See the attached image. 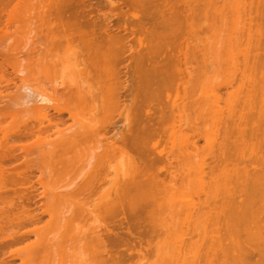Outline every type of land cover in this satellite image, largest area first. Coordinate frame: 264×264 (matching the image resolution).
I'll return each instance as SVG.
<instances>
[{"label":"bare ground","instance_id":"bare-ground-1","mask_svg":"<svg viewBox=\"0 0 264 264\" xmlns=\"http://www.w3.org/2000/svg\"><path fill=\"white\" fill-rule=\"evenodd\" d=\"M23 1L0 0V23L4 14L7 19L0 28V189L34 188L33 167L50 174L58 165L76 168L79 161L67 156L83 144H92L87 148L94 153L79 181L64 194H50L46 207L14 213L11 199L1 201L0 245L38 239L9 258L21 264H264V0H106L104 28L87 0H27L42 10L32 26L38 24L33 30L43 49L19 71L2 44ZM115 19L117 27L110 25ZM126 55L132 57L122 66ZM9 68L14 79L6 76ZM218 78L226 95L213 84ZM36 98L44 103L38 117L32 110L36 122L17 117L12 123L21 122L3 127ZM17 152L25 159L20 168ZM116 160L124 171L118 162L114 167ZM191 185L197 201L185 195ZM63 199L73 217L60 221L49 206ZM45 215L50 223L41 228ZM54 229L59 237L49 240ZM78 248L79 261L68 254Z\"/></svg>","mask_w":264,"mask_h":264},{"label":"rangeland","instance_id":"rangeland-1","mask_svg":"<svg viewBox=\"0 0 264 264\" xmlns=\"http://www.w3.org/2000/svg\"><path fill=\"white\" fill-rule=\"evenodd\" d=\"M24 1H26V2H28L27 0H24ZM24 1H23V4H21V6H20V9H19V11H18V17H17V19H16V23H17V25L15 26H12V25H10L8 28H9V30H10V34L8 35V36H6L5 37V39H4V41H3V46L7 49V51H8V55H9V60H10V62H11V64H13V65H15V68L16 69H18L19 71H24V70H27V68H28V65H29V68H30V63H31V60H36L37 58H38V56L40 57V55H41V51L40 52H38L39 51V47L40 48H42L43 49V47L42 46H40L39 44H42V40L41 39H38V35L37 34H35V31L33 30V28H34V26H37V28L35 29V30H37L38 29V24H36V25H34V26H32V23L35 21L36 22V18L38 17V15H40V13H41V9H39L36 5H34L33 3L36 1H34L33 3L32 2H28V4L25 2L24 3ZM30 1V0H29ZM115 2H118V1H116V0H114ZM89 3V7H90V9H91V6H94V8H95V10L97 11L94 15L92 14V17H95V20L97 21V23L99 24V28H104V27H102V25H103V23H104V17H103V15L105 14V13H107V14H110V6H107V7H105L104 6V4L106 3V0H87L86 1V3ZM87 3V4H88ZM98 3H101V7L99 8V7H97L98 6ZM92 4V5H91ZM92 10V9H91ZM95 12V11H94ZM97 18H99V19H97ZM94 19V18H93ZM38 20V19H37ZM7 22V19H6V14H4L3 15V17L1 18V23H0V28H4L5 29V23ZM102 24V25H101ZM119 22H118V20L117 19H115V20H113L112 22H111V24L110 25H112V26H114V27H117V26H119ZM104 26V25H103ZM197 28V27H196ZM199 30V29H198ZM200 31V30H199ZM12 32V33H11ZM38 31H36V33H37ZM123 32V31H122ZM199 34V33H198ZM37 35V36H36ZM200 36H201V34H200ZM131 37L132 36H130V38L129 39H131ZM202 37V36H201ZM133 38V41H132V39H131V41H130V43L133 45L134 43V41H135V43H136V37L134 36V37H132ZM136 39V40H135ZM135 45V44H134ZM137 45V44H136ZM135 48H136V46H134ZM34 48H36L37 49V51H35V52H32V50L34 49ZM137 49V48H136ZM126 54H128V55H133V53H126ZM63 55L64 56H66L65 54H63V52H62V54H61V58L63 59V58H66V57H63ZM128 55H126L125 57L127 58H124L125 60H124V62L122 63V66H123V64H127V63H129V60H130V58L132 57V56H130V58H129V56ZM128 58H129V60H128ZM67 60H69L68 62L70 63V61H71V59H69V58H66ZM124 65V66H125ZM28 68V69H29ZM14 73H13V71H12V69L11 68H9V69H7V74H6V76H7V78H9L10 77V79L11 78H13L14 79V75H13ZM12 75V76H11ZM23 77V76H22ZM221 77H223V76H221ZM224 78V77H223ZM219 79V78H218ZM218 79H215L214 81L215 82H217V81H220V79L218 80ZM224 80V79H223ZM17 83H20V82H18V80H15ZM213 81V84H214V86L216 87H222L221 89H220V92L222 91V92H225V93H221L222 95H226L228 92H229V89L227 88L226 89V86L225 87H223L222 85L220 86L219 84L220 83H218V85H217V83L215 84V82ZM220 82H222V81H220ZM225 82V81H224ZM21 84V83H20ZM19 84V85H20ZM36 84L38 85V82H36ZM36 84H35V86H36ZM222 84V83H221ZM236 83H234V85H235ZM223 85H225V84H223ZM11 86V88L12 89H14L15 87L13 86V85H10ZM33 86V85H32ZM39 86H41L40 84H39ZM39 86H37V88L39 89ZM212 87H213V85H212ZM8 89V90H6L8 93H11V95L12 94H14L15 93V91L13 92L12 91V89ZM34 88H36V87H34ZM203 88H200V91H202V93H204L203 92V90H202ZM227 90V91H223V90ZM0 90H1V88H0ZM3 90L5 91V86L3 87ZM14 90H16V89H14ZM208 90H210V88L208 89ZM207 90V91H208ZM232 90V88H230V91ZM3 91V94L5 95L6 93V91L4 92ZM17 91V90H16ZM199 91V93L200 94H198V97H199V95H200V98H201V95H202V93ZM206 91V92H207ZM0 92H2V91H0ZM7 93V94H8ZM22 93V92H21ZM18 93H16L15 95H17ZM10 95V96H11ZM13 96V95H12ZM15 97V96H14ZM10 98L6 101V103L8 104V103H10ZM5 103V104H6ZM43 107H44V103L41 101V98H36V100H34L31 104H30V107L28 106L26 109L29 111V113H28V111L27 110H25L24 109V111L26 112V114L24 113V115H20L19 113H18V115L15 117V119H11V118H8V119H5V120H3L2 121V125H3V127H5V126H7L8 124H10L11 123V125H13L14 123H15V121H13L14 123H12V120H16L17 119V117L18 118H22V121H25V120H28V118L30 119V120H28V121H32V123H34V122H36V118H33V116L35 117V115L38 117V115L36 114V113H38V111H40V112H42V109H43ZM25 108V107H24ZM18 109V108H17ZM22 110L23 109V107H19V109H18V111L19 110ZM20 110V111H21ZM32 110H33V116H32ZM19 111V112H20ZM31 111V112H30ZM23 113V112H22ZM35 113V114H34ZM31 115V116H30ZM20 119H18V122H21V120ZM20 120V121H19ZM17 121V120H16ZM18 122H16L17 124H18ZM15 123V124H16ZM69 124H71V122H69ZM30 141L31 140H29V143H30ZM13 142V141H12ZM28 142V141H27ZM31 142H33V141H31ZM21 143V142H20ZM26 142H25V140L21 143V144H25ZM19 144V143H18ZM88 145H92V144H89V143H87V146L85 145V144H83L82 145V147H80L79 148V150L77 149V151H76V149H74L75 151L73 152V150H71L72 151V153H71V151H69V156H67V158L69 157V159L70 158H72L73 160H74V162H72V164H76V161H79V163H77V166H76V168H74V169H71V168H68V170L66 169V167H64L63 165H58L57 166V168H56V170H57V172L56 173H48L46 170H44V169H40V168H38V167H33L34 168V172H33V176H32V178H33V181L35 182V185H34V188H32V187H30L29 185H25V186H22V187H16L15 185V187L17 188V189H15L14 188V186L12 185H6L7 186V188H5V187H2L1 189H0V193L2 194V193H4L5 192V195H7L6 197H3V198H1L0 197V205H1V203L2 202H5V201H10V199L13 201L12 203H13V206H14V208L16 207V209H14V213H17L18 212V210L23 206H29V207H32V208H37L38 209V207L37 206H39L40 204V206L41 207H46V204L48 203L49 204V200H47V198L50 196V194H53V193H59V194H64V192H66L70 187L69 186H72L75 182H78L79 181V177H80V173L82 172V170H83V168H84V166H85V164H87V161L89 160V158L90 157H92L91 156V154H93L94 153V151H93V153H91L92 151H91V146H89V148H87L88 147ZM202 147H204V141H200V143H199V148H202ZM89 150V151H88ZM47 152V151H46ZM18 154H20L19 155V157L21 158V159H19V157H18V159H17V161L15 160V165L17 164L18 166H16V167H18V168H20V165H23V164H21L22 163V161L24 162V160H23V156L24 155H22L21 153H19V152H17ZM60 153V152H59ZM57 154L59 157L61 156V154H64V153H62L61 152V154ZM71 153V154H70ZM91 153V154H90ZM17 154V155H18ZM41 154V153H40ZM38 154V158H36L35 156H33V154L32 155H30L29 156V158L30 157H35V158H33V159H35L36 161L37 160H40V158H41V156L42 155H44L45 156V154H44V152H43V154ZM16 155V156H17ZM36 155H37V152H36ZM203 155V152H201L200 153V155H199V158H201V156ZM39 156H40V158H39ZM58 156L56 157V159L58 158ZM63 156V155H62ZM46 157H49V156H47L46 155ZM43 158V157H42ZM41 158V159H42ZM63 158V160H65V159H67L66 158V154H65V158L64 157H62ZM62 158H60V159H62ZM198 158V159H199ZM59 159V160H60ZM14 161V160H13ZM35 162V161H34ZM118 162V164H119V167H120V169H122L124 166L123 165H121V166H123V167H121L120 166V164H121V162H119V161H114L112 164H114V167H116L117 166V163ZM20 163V164H19ZM36 163V162H35ZM8 165H12V164H8ZM116 165V166H115ZM114 167H112V169L114 168ZM118 167V166H117ZM67 171H66V170ZM112 169H108V172H109V170H110V172L113 174V170ZM117 169V170H116ZM19 170H22V171H26V167H22L21 169H19ZM118 171V173H120V172H122V171H124V169H122V171L120 170L119 171V169L118 168H115L114 169V171ZM40 172H42L44 175H43V178H42V180H43V182H45L46 183V185H47V189H46V191H45V194H46V196L45 197H41L40 196V192H42V191H44L38 184H37V180H38V176H40ZM110 173V174H111ZM114 174H115V172H114ZM111 177V176H110ZM9 186H11V187H9ZM193 186V188H191ZM195 185H191V186H189L190 188H189V190L188 191H190V189L192 190L193 189V192L191 191V192H186L185 193V195L187 194V199H188V197H189V199H192V200H198V195H196L197 193L196 192H194V190H197L195 187H194ZM106 187V185H103V188H105ZM18 188H20V189H18ZM6 189V190H5ZM15 189V190H14ZM17 190V191H16ZM8 191V192H7ZM7 193V194H6ZM189 193H193V195H191V196H188V194ZM14 194V195H13ZM17 194L19 195V196H17ZM195 194V195H194ZM184 195V196H185ZM4 196V195H3ZM184 196H182V197H184ZM4 198H6V199H4ZM13 198V199H12ZM201 198H203V196H201ZM184 199V200H183ZM183 199H181V200H183V201H189V200H187L186 199V197L185 198H183ZM3 200H5V201H3ZM192 200H190V201H192ZM2 201V202H1ZM185 201V202H186ZM184 202V203H185ZM29 203H30V205H29ZM36 204H38V205H36ZM36 206V207H35ZM50 213L51 214H53L56 218H58L60 221H63V218H66V219H71L73 216H72V204L68 201V200H66V199H63V200H60V202L58 203V204H56V205H54V206H51V203H50ZM19 208V209H18ZM95 220V217H92V219H90V221H88V222H92L93 223V221ZM48 223H50V216L49 215H45L44 217H43V219H42V223L40 224V227L41 228H43V227H45ZM77 227V226H76ZM26 228V227H25ZM33 228V227H32ZM50 228H53L52 227V225H51V227ZM30 229V228H29ZM28 228H27V230H29ZM21 231L20 232H22V231H24V229H20ZM26 230V229H25ZM52 231V230H51ZM54 231V233L53 234H55V235H53V234H51L50 236H49V240H51V239H58V237H59V235H58V231L56 230V229H54L53 230ZM62 231V229L60 230V232ZM72 232H73V230H71ZM74 233V232H73ZM58 235V236H57ZM70 235L72 236L73 234H71V232H70ZM48 238V237H47ZM38 239H36V237L35 236H31V237H29V239H27L25 242H23V243H21V244H16V245H10V246H5V247H3L2 245H0V246H2V248L0 247V263L2 264V262H4V263H8V264H21V261H20V259H13L12 258V260L9 258L11 255H16V253L17 252H20V251H23L26 247H28V246H31L32 244L34 245V243L37 241ZM47 241V240H46ZM56 240H53V242H55ZM50 243H51V241H49ZM48 242V243H49ZM45 243V242H44ZM48 243H46V246H47V244ZM78 250V251H77ZM77 250H75V249H73L72 251H68V254L69 255H71L73 258H74V260H78L79 261V259L81 260V258H80V256H81V250H79V248L77 249ZM77 252H79V254L77 253ZM68 255V257L70 258V256ZM80 255V256H79ZM71 257V258H72ZM9 260H8V259ZM79 258V259H78ZM6 261V262H5ZM3 263V264H4ZM6 263V264H7ZM79 263V262H78Z\"/></svg>","mask_w":264,"mask_h":264}]
</instances>
